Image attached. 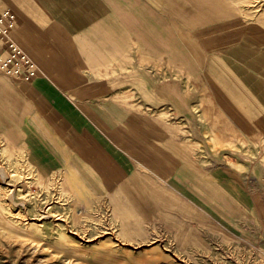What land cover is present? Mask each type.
I'll return each instance as SVG.
<instances>
[{"label": "rangeland", "instance_id": "obj_1", "mask_svg": "<svg viewBox=\"0 0 264 264\" xmlns=\"http://www.w3.org/2000/svg\"><path fill=\"white\" fill-rule=\"evenodd\" d=\"M45 1L52 2V7L63 5L68 10L73 6L69 0L66 2L69 5L62 0ZM156 1L158 3H153L156 7L164 6V11L174 16L179 13L181 29L186 26L188 32L201 42L206 53L205 67L193 78L190 75H172L167 70L154 74L148 69L142 74L148 82L143 95L147 105L142 106L149 129L147 159L144 162L135 159L134 154H139L132 150V146L131 155L120 150L121 147L129 148L123 144L124 137L118 136L121 130L101 123L95 127L88 122L89 131L84 130L83 133L90 134L92 140L96 138L93 131L100 130L97 139L101 141L95 144L109 143L116 148L118 158L121 154L125 159H132L131 167L121 170L113 167L101 150L99 156L94 155L103 168L101 172L106 183L112 182L113 185L105 184L104 179L98 177L97 170H90L91 164H84L86 167L81 171L95 175L91 178L100 180L98 187L103 192L82 190L78 183L83 179L89 181L90 177H82L79 170L73 171L69 164H63L58 151L52 152L50 147L42 145L39 138L46 140L43 130L50 129L51 125L58 133L59 130L65 133V127H61L60 121L50 114L47 107L33 104L29 97L14 89L9 78L0 74V81L7 83L18 95L17 99L14 96V102L18 103L17 112L21 117L20 121L13 119L21 136L15 149L6 145L7 135L0 130V168L6 167L12 175L8 180L0 176V194L14 190L18 201L26 203L21 213L20 205H12L10 209L9 214L17 228L13 232L34 243L41 240L34 253H20L14 238L8 242L0 237V264H23L25 258L33 260V264H37L39 258H42L39 262L42 264H69V259L76 261L75 264H264V64L256 66L255 52L248 56L234 53L244 47L264 48V42L249 40L245 35L248 29L244 31V37L229 34L227 40L224 33L226 23L221 25L218 14L209 21L204 19L205 22L202 17L196 18V13L202 15L213 11L216 14L217 7L214 8L213 2L208 3L211 0L205 3L201 0L199 2L203 3L200 4H194L193 0ZM251 1L242 0L236 5L252 12L255 18L264 9V0ZM42 2L44 0H0V10L11 8L18 13L21 19L19 31L23 29L19 42L40 67V75L36 79L44 77L54 85L62 82L70 86L65 76L61 78L58 51L51 50L53 44L58 43H48L49 49L43 52L28 39L29 5L32 3L43 8ZM41 10L48 14V24L56 22L53 20L56 19L54 10ZM229 30L234 32L238 29L232 26ZM125 71L112 67L110 73L107 68L106 73L80 75L85 80L81 95L92 97V93L97 94L99 91L93 92L92 89L98 88L99 83H106L109 78H115L113 84L119 86L117 91L120 92L128 84L135 86V80L129 78L130 74ZM178 79L181 84L179 99H176L171 97L174 90H171L170 82ZM155 80H162L168 87L162 99H156L153 93ZM20 84L25 93L30 92L25 83ZM113 84H106L105 90L115 87ZM142 85L145 86L144 82ZM242 87L256 98L254 100L250 96L246 106L254 110L251 111L253 118L244 112L246 107L241 105V99L245 98L240 93ZM237 98L239 104L235 103ZM225 99L231 100L227 104ZM0 112L5 115L1 105ZM12 112L15 113L16 109L12 108ZM9 117L13 118L10 114ZM126 126L134 130L130 123ZM155 128L163 131V145L157 143L158 139L153 134ZM106 134L113 136L108 138ZM126 140H131L132 145L139 138ZM68 150H75L70 141ZM105 168H111L113 173L107 174ZM200 170L205 175L189 178L192 172ZM42 179L51 182L48 191L35 190V185ZM226 198L228 201L224 202ZM241 200L244 202L243 216L237 202ZM28 222L41 225L44 234L36 227L28 226ZM63 234L76 241L79 246L77 252L62 238Z\"/></svg>", "mask_w": 264, "mask_h": 264}, {"label": "crops", "instance_id": "obj_2", "mask_svg": "<svg viewBox=\"0 0 264 264\" xmlns=\"http://www.w3.org/2000/svg\"><path fill=\"white\" fill-rule=\"evenodd\" d=\"M69 1L73 3L72 9H70L72 10L71 12L66 6L52 7V2L45 0L42 2L44 11H55L53 15L56 16V19L53 20L56 22L49 24L48 14L41 10L43 8L31 3L28 9L29 23L27 24L26 32L28 39L33 41V46L43 52L49 49L48 43H58V45L53 44L51 50L54 52L58 51L61 78L65 76L70 86L67 84L63 85L62 82L59 85H54L52 81L41 77L25 84L26 89H31L29 93H25L26 91L21 84L19 85L11 77L3 76L9 78L13 83L14 89L29 97L33 104L47 107L50 114H53L54 118L60 121L61 127H65V133L62 130H59L60 133H58V130H54L51 125L50 129L43 130L46 140L39 138L40 141H43L42 145L46 148L50 147L52 152L53 150L58 151L60 160H64L63 164H69L70 169L73 171L79 170L83 174L82 177H90L92 180L91 177H96L95 175L82 172L86 167L84 165L86 162L91 164L89 169L97 170L99 173L98 177L102 180L104 179L105 184L109 185L110 183L105 181L101 168L96 165V161L98 163L99 161L94 155L99 156L101 150L109 157L113 167L116 166L121 168V170L124 169L123 167H131L132 159H125L121 154L120 158H118L116 156V148L110 146L109 143H106L107 145L105 143L95 144L101 141L97 139L99 138L100 130L93 131L95 132L93 136L96 138L92 140L89 137L90 134L83 133L84 130L89 131L88 122L90 121L93 126L101 123L108 128L121 130L122 132L118 133V136L124 137L123 144L129 145V148L128 146L121 147L120 150L130 153V155L132 150H134L139 154H134L135 159L144 162L147 159L145 154L148 148L147 137L149 129L147 117L144 116L142 106L147 105L146 98L143 95H145L144 89L148 88V82L144 80L142 74L147 73L148 69H151L154 74H162L164 70H167L172 75H190L193 78L196 77V74L202 73L201 69L205 67L206 53L201 42L197 41L188 32L186 26L181 29L180 14L175 13L177 17L170 12L164 11V6H161L162 8L156 7L153 4L154 2L158 3L156 0H152L154 2L150 0ZM66 2L68 0H62V3ZM76 3H79V5H75ZM11 4L8 5L12 6ZM206 14L208 13H203L202 15ZM202 15L200 14L199 18L203 17ZM18 22L19 24L21 23L20 18ZM21 31L23 32L22 28L19 31V36H21ZM112 67L121 70L126 69L125 73L130 74L129 78L134 79L136 85L128 84V86L124 87L123 92H120L117 91L119 86L113 84L116 81L115 78H109L106 83H99L98 88L93 87V92L99 91L97 94L92 93V97L82 96L83 92H80V90L83 86L85 88V80L80 75L106 73L107 68L110 73L112 72ZM39 73L38 75H40ZM136 74L139 77L135 76ZM142 80L145 86L142 85ZM179 80H171L170 82L171 90H174L173 92L171 91L172 98L179 99L181 84ZM106 84H113L115 87L106 91ZM152 84L156 99H162V96H166L163 92L165 90L167 92L168 87L164 85L162 80H155ZM7 90H11L12 93ZM67 90H70V92H67ZM73 90L75 91L74 94L71 93ZM240 93L245 95V98L241 99L243 107L249 105L247 100H249L250 96L255 98L247 88H240ZM14 96L16 99L18 98V95L13 92V88L7 86L4 81H0V105L5 112V115L0 112V130H3L7 135L5 136L6 145L15 149L18 147L21 136L14 127L13 119L20 121L21 117L20 113L17 112L18 103L14 102ZM8 97H11V99ZM167 97L169 96L167 95ZM225 100L228 104L231 99ZM238 102L239 99L237 98L235 103L239 104ZM12 108L16 109L15 113L12 112ZM251 111L254 110L246 107L244 112L250 113L253 118ZM9 114L13 118H10ZM242 116L245 117L244 115ZM44 117L46 119L49 118L48 116ZM49 121L52 122L50 119ZM126 123H130L134 130L127 129ZM114 133L112 134L114 135ZM112 134L106 135L110 138L113 136ZM153 134L158 139H156L157 143L163 145V131L155 128ZM128 137L130 139L131 137L139 138V141L136 140L134 141L135 144L131 145V140H126L129 139ZM69 141L74 144V151L68 150ZM154 152L156 154L159 153L158 150H154ZM91 157L95 158L96 161H93ZM51 160L56 163L55 159ZM146 165L150 167L149 164ZM157 168L158 165H156ZM203 171L207 173L206 170ZM202 174H204L202 170L194 171L189 178L196 179ZM95 182L99 186L100 180ZM188 183L190 184V181ZM224 185L226 190L227 185L225 183ZM225 196L227 197V195ZM227 201L228 199L226 198L224 202ZM237 202H239V212L243 216L244 202L242 200ZM249 212H252V210H249Z\"/></svg>", "mask_w": 264, "mask_h": 264}, {"label": "bare ground", "instance_id": "obj_3", "mask_svg": "<svg viewBox=\"0 0 264 264\" xmlns=\"http://www.w3.org/2000/svg\"><path fill=\"white\" fill-rule=\"evenodd\" d=\"M199 1H201V0H193V3L197 4ZM202 1L204 3L206 2V0H202ZM241 1L242 0H216V1L211 0V2H208V3H212L213 2L214 6H215L214 8L217 7L216 8L217 12H216V14H213V11H210V12H208V14L204 15V18L206 17V19H208V21H209L210 20L209 18H213V15H217L218 14L220 16V18H221V25L223 23H226V27H224L225 28L224 33H225V37L226 38L229 36V34H231V36H234L236 34L237 36H240V38L244 37V31L246 29H248L249 32L248 33L246 32L245 35H246V37L249 40L254 39V40H257V41L264 42V9H262L261 13L254 18V15L252 14V12L244 11L243 8L240 9V5L239 4L236 5V3H240ZM203 2H199V4L203 3ZM249 2H252V1L249 0ZM194 7L196 9L197 6H194ZM9 9H11V8H9ZM239 9H240V12H239ZM256 11L257 10H255V12ZM198 16H199V14L196 13L195 17L198 18ZM204 18L202 17L203 20H204ZM245 19L252 20V21L251 22H247V20H246V22H245ZM196 21H198V20H196ZM247 24H250V26L246 27L245 25H247ZM232 26L237 28L239 31L237 30V31L231 32L229 29L232 28ZM227 40H228V38H227ZM262 45L264 46V44H262ZM253 52L256 53V57L254 59V62L256 64V66L258 67V66L263 65L264 64V48L263 47L260 48V46H256L254 49L253 48H249V47H244L243 49L236 50L234 53H235V55L243 54V55H247L248 56V55H250ZM38 73H39V66H38ZM96 165L99 168H101L100 162L98 163L96 161ZM105 172L107 174L113 173L111 171V168H109V169L105 168ZM0 176H2L4 179L8 180L9 178H11L12 175H11V172L6 167H1L0 168ZM114 178L115 177H113V179ZM10 180H12V179H10ZM89 181L83 179L81 181V183H78V186L82 187V190H85V191L88 190V192H91V191H93L95 193L103 192V191H101V188H99L97 186L95 181H92V180H89ZM9 183L10 182L8 181L7 182L8 186L11 185ZM38 183L39 184H36L35 187L31 186V185H30V187L31 188L34 187L36 191H48L49 190L50 186H48V185H50L51 182H47L45 179H42ZM109 183H110L109 185H113L112 182H109ZM16 187L17 186H15V188ZM1 192L2 191H0V193ZM7 201H9V203H6ZM24 201H26V200H24ZM24 204H26V203L18 201L17 196H15V194H14V190L9 189V190L3 191V194H0V237L7 239L8 242L12 241L13 238H14L15 241L18 242V244H19V248H17L19 251L18 250L17 251L20 252V253H22L23 251H31V253H34L38 249V247H40V243L39 242L41 240H37V243H34L29 238H25V237H23L21 235L18 236L15 232H13V231H16L17 228L14 225L15 222L13 221V217H11V215L9 214L12 205H20V206H22L20 208L19 213L23 212L22 209H23V205ZM22 217H24V215H21V218ZM27 225L30 226V227H36V229H38L40 233L44 234V232L42 231L43 228L41 227V225L34 224L33 222L32 223L28 222ZM62 238L66 239V242L70 244V247L75 252H77L79 246L76 244V241L74 239L69 238L66 234H63ZM61 244H62V246H66L65 243H61ZM69 256H71L70 253H69ZM41 259L42 258L38 259L39 262L41 261ZM22 262H23V264H25V263L26 264H33V260L29 261V259H27V258L23 259ZM39 262H37V264H42V263H39ZM75 263H76V261H71V259H69V264H75Z\"/></svg>", "mask_w": 264, "mask_h": 264}, {"label": "built area", "instance_id": "obj_4", "mask_svg": "<svg viewBox=\"0 0 264 264\" xmlns=\"http://www.w3.org/2000/svg\"><path fill=\"white\" fill-rule=\"evenodd\" d=\"M18 20L14 10H0V74L28 84L37 78L38 65L19 42Z\"/></svg>", "mask_w": 264, "mask_h": 264}]
</instances>
